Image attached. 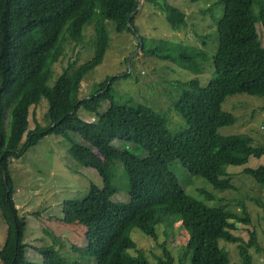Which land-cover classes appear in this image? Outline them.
<instances>
[{"label": "trees", "instance_id": "trees-1", "mask_svg": "<svg viewBox=\"0 0 264 264\" xmlns=\"http://www.w3.org/2000/svg\"><path fill=\"white\" fill-rule=\"evenodd\" d=\"M137 2L0 0V213L6 223L0 248L2 264H68L50 244L35 248L39 263L26 257V222L15 205V188L8 169L12 157L50 132L61 134L68 141V154L80 165L96 169L101 178L100 186L90 184L85 198L62 202V222L85 225L88 251L95 257V264H151L136 248L130 228L138 226L146 236L156 239L157 226L168 227L173 220L180 221L187 233L182 254L174 259L161 244L162 254L156 256L154 264H187L185 257L189 264H233L219 246L220 239L236 243L241 264H250L252 247L264 253V248L256 243L253 228L247 227L246 241L231 231L235 221L250 223L243 207L237 214L224 205H206L188 195L168 168L176 160L190 174L223 190L233 187L227 166L242 165L248 157H264V141L253 145L246 133L218 131L220 125L235 119L231 111L222 108L227 95H264V46L256 31V24L264 31V0L217 1L222 12L216 20V48L210 56L213 74L206 84H201L197 76L174 80L177 94L171 99L170 108L187 123L175 131L167 129L164 112L142 102L114 100L112 82L116 77L108 84L107 78L100 81L96 90L83 99L75 96L80 80L102 61L108 47L104 21H112L116 32H130L128 18ZM163 9L172 30L186 24L185 13L177 7L164 2ZM92 21L96 33L94 55L75 65L76 59L69 61L48 86L45 81L50 64L62 51L63 43L67 38L74 44L83 43L85 26ZM148 52L196 74L205 69L209 58L201 48L167 40H160ZM40 96L47 100L49 123L28 129L21 145L28 108ZM105 99L109 105L100 112L98 108ZM80 106L96 115V119L80 117ZM71 132L77 134L78 140ZM124 141L141 148L143 154L124 147ZM118 163L127 177L126 202L111 199L119 191L115 183ZM242 172L264 184V164L244 167Z\"/></svg>", "mask_w": 264, "mask_h": 264}, {"label": "rangeland", "instance_id": "rangeland-1", "mask_svg": "<svg viewBox=\"0 0 264 264\" xmlns=\"http://www.w3.org/2000/svg\"><path fill=\"white\" fill-rule=\"evenodd\" d=\"M218 0H140L141 4L133 14L131 31L116 32L114 23L105 20L103 29L108 38V47L102 61L86 72L77 88L76 97L87 96L96 90L100 81L116 77L112 82L113 98L117 102H142L164 112L166 126L170 131L187 125L181 114L170 108V101L177 94L174 80H186L197 76L201 84H206L213 74L214 67L210 56L216 48V20L222 12ZM167 2L185 13L186 24L176 31L172 30L164 18L163 3ZM259 43L264 46V31L256 24ZM85 40L74 44L67 40L62 51L50 64V72L45 81L52 86L69 61L76 59L82 63L90 59L96 51V33L94 21L85 26ZM160 40L181 43L192 48H201L209 58L205 69L194 73L169 60L158 58L148 50L156 47ZM129 61V65H128ZM109 100L101 101L98 110L104 111ZM222 108L231 111L235 119L230 124L218 127L222 134L246 133L251 136L252 144L264 141V95L236 92L225 97ZM80 117L90 118L92 113L83 106L77 110ZM49 123L47 100L40 98L28 108L27 128L22 136L21 145L26 140L28 129L38 125L45 127ZM9 125L7 124V132ZM72 136L78 140L76 133ZM117 145L116 143H114ZM123 146L137 155L142 149L133 148L131 142L124 141ZM68 141L61 134L45 133L32 146L27 147L19 156L12 157L9 173L14 185L13 199L19 215L26 222L24 241L27 244L26 257L40 262L35 248L41 245L54 246L59 255L68 264H95V257L88 251L86 227L82 223H64L62 202L66 199H83L89 192L91 183L101 185V178L92 167H85L75 161L67 151ZM264 164V157H248L242 165H229L226 170L233 185L230 189H216L201 176L190 174L180 162L174 160L168 168L173 172L184 191L208 206L224 205L228 210L241 214L243 207L250 219L249 224L233 222L231 231L243 241L248 239L247 227L253 228L256 243L264 248V184L257 183L242 172L244 167L255 168ZM119 191L111 199L126 202L127 177L121 164H117L115 180ZM164 222V220H162ZM130 236L136 248L142 251L151 264L156 256H161L162 246L170 251L174 259L180 258L187 233L180 221L173 220L170 226L158 225L157 238L152 239L138 227L130 228ZM6 234V223L0 213V248ZM219 246L229 255L230 262L241 264L236 243L219 240ZM136 253L135 250H131ZM250 264H264V253L249 249ZM189 264L187 257H185ZM0 264H2L0 260Z\"/></svg>", "mask_w": 264, "mask_h": 264}, {"label": "water", "instance_id": "water-1", "mask_svg": "<svg viewBox=\"0 0 264 264\" xmlns=\"http://www.w3.org/2000/svg\"><path fill=\"white\" fill-rule=\"evenodd\" d=\"M141 4V2H140V0H138V2H137V7L139 6ZM137 7H136V9L129 15V18H128V26L130 27V28H132V25H131V23H130V18L133 16V14L137 11ZM128 65H129V61H128ZM112 78V77H111ZM111 78H108L107 79V84L111 81ZM84 97H80V99H83ZM2 174H3V177H4V179H5V176H6V172L3 170L2 171Z\"/></svg>", "mask_w": 264, "mask_h": 264}, {"label": "built area", "instance_id": "built-area-1", "mask_svg": "<svg viewBox=\"0 0 264 264\" xmlns=\"http://www.w3.org/2000/svg\"><path fill=\"white\" fill-rule=\"evenodd\" d=\"M95 119H96V116H91V117L88 118L87 120L92 121V120H95Z\"/></svg>", "mask_w": 264, "mask_h": 264}, {"label": "clouds", "instance_id": "clouds-1", "mask_svg": "<svg viewBox=\"0 0 264 264\" xmlns=\"http://www.w3.org/2000/svg\"><path fill=\"white\" fill-rule=\"evenodd\" d=\"M91 116H96V115H91ZM91 116H90V117H91Z\"/></svg>", "mask_w": 264, "mask_h": 264}]
</instances>
